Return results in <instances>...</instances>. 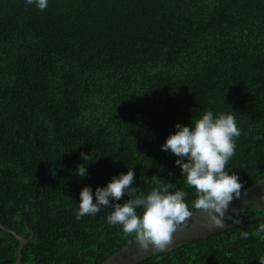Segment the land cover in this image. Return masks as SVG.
<instances>
[{
	"label": "trees",
	"instance_id": "trees-1",
	"mask_svg": "<svg viewBox=\"0 0 264 264\" xmlns=\"http://www.w3.org/2000/svg\"><path fill=\"white\" fill-rule=\"evenodd\" d=\"M206 111L241 129L226 171L244 189L263 178L264 0H48L44 11L0 0V264H14L18 246L4 228L27 239L20 264H99L120 250L135 234L107 222L112 209L76 211L84 187L94 194L129 168L138 194L170 184L196 210L161 146ZM262 215L246 207L226 222ZM261 225L136 264H260Z\"/></svg>",
	"mask_w": 264,
	"mask_h": 264
},
{
	"label": "clouds",
	"instance_id": "clouds-1",
	"mask_svg": "<svg viewBox=\"0 0 264 264\" xmlns=\"http://www.w3.org/2000/svg\"><path fill=\"white\" fill-rule=\"evenodd\" d=\"M26 4L44 11L48 0H26ZM175 127V133L169 135L161 148L177 157L175 164L181 168L187 185L195 189L197 198L192 206L207 213L216 226H222L225 211L244 189L240 177L226 171L228 161L235 155V140L241 135L236 118L231 113L217 115L206 111L191 126L178 123ZM80 155L89 161V154L81 152ZM77 174L81 177L87 174L85 164L78 165ZM134 180L135 171L129 168L126 174L113 177L107 186L97 187L94 194L91 186L84 187L76 218L112 209L107 216L109 224L122 226L125 235L135 234L144 250L152 247L165 251L173 242V234L186 227L193 215L185 201L187 193L172 192L169 184L154 188L146 195L138 194L133 187ZM122 200L125 202L120 203ZM138 209L142 214H138ZM261 229L264 230V225ZM242 235L246 238L248 233ZM259 261L264 264V257Z\"/></svg>",
	"mask_w": 264,
	"mask_h": 264
},
{
	"label": "water",
	"instance_id": "water-1",
	"mask_svg": "<svg viewBox=\"0 0 264 264\" xmlns=\"http://www.w3.org/2000/svg\"><path fill=\"white\" fill-rule=\"evenodd\" d=\"M246 207H258L264 211V177L251 186L243 189L239 198H234L228 209L225 211L224 217L221 218L222 226H216L204 211L198 209L192 211L193 215L188 219L187 226L178 229L173 234V242L169 247H177L192 240L205 239L218 231L226 230L256 219H264V215H262L230 223L226 222L227 218ZM216 215L219 216L218 213ZM4 230L13 234L18 240L14 264H20L22 249L27 242V239L17 235L9 229L4 228ZM157 250L158 249L152 247L148 250L142 249L134 238L99 264H136L149 257Z\"/></svg>",
	"mask_w": 264,
	"mask_h": 264
}]
</instances>
